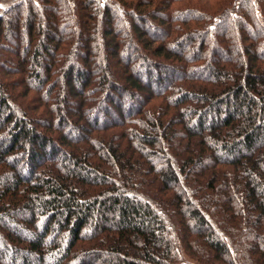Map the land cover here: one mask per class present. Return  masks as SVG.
Wrapping results in <instances>:
<instances>
[{"label": "trees", "instance_id": "16d2710c", "mask_svg": "<svg viewBox=\"0 0 264 264\" xmlns=\"http://www.w3.org/2000/svg\"><path fill=\"white\" fill-rule=\"evenodd\" d=\"M0 6V264H264V0Z\"/></svg>", "mask_w": 264, "mask_h": 264}, {"label": "rangeland", "instance_id": "374dc122", "mask_svg": "<svg viewBox=\"0 0 264 264\" xmlns=\"http://www.w3.org/2000/svg\"><path fill=\"white\" fill-rule=\"evenodd\" d=\"M16 40H17V39H15V38H13V37H10V38L7 39L6 43L13 47L14 44H16V42H17ZM42 59H46L45 54L42 55ZM14 64H15V63H14ZM40 74H41V77H42V71L40 72Z\"/></svg>", "mask_w": 264, "mask_h": 264}, {"label": "snow or ice", "instance_id": "6c2138e0", "mask_svg": "<svg viewBox=\"0 0 264 264\" xmlns=\"http://www.w3.org/2000/svg\"><path fill=\"white\" fill-rule=\"evenodd\" d=\"M0 7H2V6H0Z\"/></svg>", "mask_w": 264, "mask_h": 264}]
</instances>
